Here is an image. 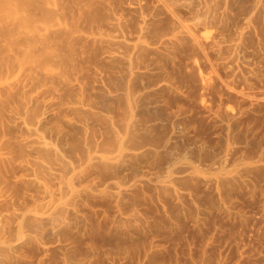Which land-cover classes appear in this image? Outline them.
Returning a JSON list of instances; mask_svg holds the SVG:
<instances>
[{"label":"rangeland","instance_id":"1","mask_svg":"<svg viewBox=\"0 0 264 264\" xmlns=\"http://www.w3.org/2000/svg\"><path fill=\"white\" fill-rule=\"evenodd\" d=\"M0 264H264V0H0Z\"/></svg>","mask_w":264,"mask_h":264}]
</instances>
